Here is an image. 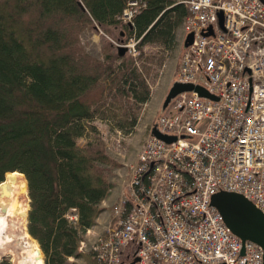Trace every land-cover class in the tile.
I'll return each instance as SVG.
<instances>
[{"label":"trees","instance_id":"trees-1","mask_svg":"<svg viewBox=\"0 0 264 264\" xmlns=\"http://www.w3.org/2000/svg\"><path fill=\"white\" fill-rule=\"evenodd\" d=\"M129 1L0 0V183L8 171L26 176L27 229L45 264H76L70 258L82 256L95 263L80 242L103 211L114 187L110 169L120 163L94 121L132 132L137 105L152 95V63H164L189 13L182 0H143L131 27L118 19ZM118 26L141 37L140 48L164 51L141 63L110 41L101 58L86 51L85 30Z\"/></svg>","mask_w":264,"mask_h":264},{"label":"built area","instance_id":"built-area-1","mask_svg":"<svg viewBox=\"0 0 264 264\" xmlns=\"http://www.w3.org/2000/svg\"><path fill=\"white\" fill-rule=\"evenodd\" d=\"M182 1L194 36L177 80L217 98L185 91L159 115L152 126L176 139L142 144L117 223L92 245L94 264H125L127 254L134 264L263 263L262 247L236 235L211 196L239 192L264 212V0ZM144 5L130 0L118 18L133 22ZM129 39L135 56L140 39Z\"/></svg>","mask_w":264,"mask_h":264},{"label":"rangeland","instance_id":"rangeland-1","mask_svg":"<svg viewBox=\"0 0 264 264\" xmlns=\"http://www.w3.org/2000/svg\"><path fill=\"white\" fill-rule=\"evenodd\" d=\"M183 25L184 21L177 29V38L175 39V44L171 50L164 51V49L159 45L146 44L143 45L142 48L137 45L138 53L134 57L138 58V63H141L147 55L154 56L155 54H157L156 56H159L160 51H164V55H162L165 57V60L164 63L161 64V66H158L155 62L152 63L154 72L152 71L149 80L151 81V89L153 91V95H151L150 99L146 103L137 105V109H139L138 119L136 126L134 127L132 132H130L131 130L129 129H121L117 124H115V122L108 123L100 119H96L94 121V123L99 127L101 135H103L108 153L111 155V157H113L120 163V166L110 169V178L114 182L115 187H113L114 192L119 189L122 190L119 199H121L123 195L126 194L129 190L128 186L131 181L132 169L138 160V154L142 144L149 136L150 127L157 120L159 115L170 109L169 107L163 108V103L169 89L176 80L179 70L184 45L183 38L185 29ZM121 29V26L112 28L111 32H104V30H102L101 28L87 29L81 34L80 39L87 52L101 58L104 56L102 46L106 41H110L114 45H116V43L125 44L130 41L129 38L131 35L129 36L128 32L120 33ZM136 39H141V37H136ZM142 50L144 51V56L142 59H140L139 55ZM153 73H156L155 77L153 76ZM119 133H121V135ZM23 176L27 181L26 176ZM23 200L28 201L29 211L30 196L28 181L27 193ZM118 200L110 206V214H108V212L100 213L98 217L99 221L97 218L96 224L86 231L82 239L83 241L80 242V249L82 251L90 252V250H92V245L95 243L96 239L101 237V235L105 234L106 232L108 233L115 227L119 215L117 213V210H115V207L117 208V206L119 205ZM27 223L28 218L26 226ZM91 255L93 261L96 262L94 255L92 253ZM3 258H8L11 264H19L20 260L19 256L15 255V253H4L3 251H0V259ZM130 259L131 257L127 254L123 256L122 260L129 261ZM69 261L76 264H94V262H90L85 256H82L80 258L72 257Z\"/></svg>","mask_w":264,"mask_h":264},{"label":"water","instance_id":"water-1","mask_svg":"<svg viewBox=\"0 0 264 264\" xmlns=\"http://www.w3.org/2000/svg\"><path fill=\"white\" fill-rule=\"evenodd\" d=\"M220 24L223 26V15L220 12ZM193 33H189L185 39V45L193 41ZM120 54L127 51L126 46L119 45ZM194 90L200 96L217 98L216 95L200 84L191 82L174 81L164 100L163 108H166L171 100L180 92ZM152 134L167 142L173 141L176 137L161 133L156 127L152 129ZM211 204L214 205L222 214L228 227L243 241L251 240L258 243L263 248L264 253V212L259 209L250 199L242 193L228 190H220L211 196ZM244 253V249H242ZM138 257L127 264H134ZM264 264V254L263 263Z\"/></svg>","mask_w":264,"mask_h":264},{"label":"bare ground","instance_id":"bare-ground-1","mask_svg":"<svg viewBox=\"0 0 264 264\" xmlns=\"http://www.w3.org/2000/svg\"><path fill=\"white\" fill-rule=\"evenodd\" d=\"M23 175L17 170L8 171L0 183V251L18 255L19 264H45L43 252L26 226L28 201L23 199L27 181Z\"/></svg>","mask_w":264,"mask_h":264},{"label":"crops","instance_id":"crops-1","mask_svg":"<svg viewBox=\"0 0 264 264\" xmlns=\"http://www.w3.org/2000/svg\"><path fill=\"white\" fill-rule=\"evenodd\" d=\"M176 32H177V30H176ZM185 38H186V34H185V31H184V38H183L184 39V45H183V49H184V46H185ZM113 189L111 190V192L109 193V195L101 202L102 207H104V209H103V211L101 213L108 212V214H110V209H109L110 206L119 199L120 194L122 193V190L121 189H119V190H117L115 192H114ZM98 221H99V218H98Z\"/></svg>","mask_w":264,"mask_h":264}]
</instances>
